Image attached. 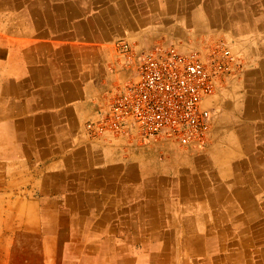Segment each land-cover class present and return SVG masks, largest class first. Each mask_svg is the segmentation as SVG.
<instances>
[{
    "label": "crops",
    "instance_id": "crops-1",
    "mask_svg": "<svg viewBox=\"0 0 264 264\" xmlns=\"http://www.w3.org/2000/svg\"><path fill=\"white\" fill-rule=\"evenodd\" d=\"M37 1L0 0V264H117L121 250L134 263L145 251L146 264H264V0L158 16L139 0ZM119 41L238 53L240 81L207 103L213 140L196 161L211 165H167L149 147L85 135L130 74Z\"/></svg>",
    "mask_w": 264,
    "mask_h": 264
},
{
    "label": "built area",
    "instance_id": "built-area-1",
    "mask_svg": "<svg viewBox=\"0 0 264 264\" xmlns=\"http://www.w3.org/2000/svg\"><path fill=\"white\" fill-rule=\"evenodd\" d=\"M116 46L130 74L111 102L85 122V135L145 147L208 145L213 121L207 103L242 72L238 53L222 42L207 53L161 45L136 51L125 41Z\"/></svg>",
    "mask_w": 264,
    "mask_h": 264
},
{
    "label": "rangeland",
    "instance_id": "rangeland-1",
    "mask_svg": "<svg viewBox=\"0 0 264 264\" xmlns=\"http://www.w3.org/2000/svg\"><path fill=\"white\" fill-rule=\"evenodd\" d=\"M190 45L192 44L187 43L185 44L184 47H189ZM216 45L217 43L213 44L212 46L214 47ZM190 48L192 47H189L187 49L190 50ZM239 77L240 76L230 79V80H226L227 82L225 81L223 83L221 89L224 87H227L228 85H230V83L235 82L237 78L239 81ZM208 147H209V144L206 145L205 147L196 148V149L184 148V147H180L178 145H173V144H156L149 148L152 149V151L156 153L155 159L158 162L161 161V162L166 163L167 165H175V164L176 165H211L208 160L203 161L201 164L199 163V161H196L199 156L198 152L204 151ZM141 252H143V254L137 257L136 263H134V259H130V257H133V255L130 254V251H123V250L115 251L114 255L111 254L110 256L114 258L117 264H146V262L144 263V260L146 261L145 258H146L147 253H144L145 251H141ZM223 254H224V251L219 253V255H223ZM107 260H108V257L106 256V260L104 264H108ZM98 262L99 261L95 257H92V258L90 257L87 263H85V261L78 262V260L75 257L73 258V264H97Z\"/></svg>",
    "mask_w": 264,
    "mask_h": 264
},
{
    "label": "bare ground",
    "instance_id": "bare-ground-1",
    "mask_svg": "<svg viewBox=\"0 0 264 264\" xmlns=\"http://www.w3.org/2000/svg\"><path fill=\"white\" fill-rule=\"evenodd\" d=\"M5 1V0H4ZM94 1H96V0H94ZM196 0H139V5H140V7H141V9L142 8H145L144 10H148V11H152V12H154V13H157V15H155V16H158V13H160V12H163V13H168V14H170L171 12H172V10H176V8L177 7H180V8H183V6L185 5V6H187L188 4H192V3H194ZM247 1V0H246ZM263 1V0H262ZM14 2V1H13ZM23 2V1H22ZM37 2H39V0L37 1ZM77 2V1H76ZM202 2V1H201ZM205 2V1H204ZM233 2V1H232ZM231 2V3H232ZM261 2V1H260ZM16 2H14V4H15ZM39 3H41V2H39ZM75 3V2H74ZM125 3V2H124ZM224 3H226V1L224 2ZM245 3H247V2H245ZM66 4V3H65ZM72 4V3H71ZM70 4V5H71ZM109 3H107V5H108ZM126 4V3H125ZM222 4V3H221ZM132 5H134V4H132ZM247 5V4H246ZM91 6V5H90ZM121 6V5H120ZM128 6V5H127ZM182 6V7H181ZM12 7V6H11ZM65 7V6H64ZM71 7V6H70ZM102 7V6H101ZM100 7V8H101ZM129 7V6H128ZM13 8V7H12ZM106 8V7H105ZM109 8V7H108ZM179 8V9H180ZM63 9V8H62ZM77 9V8H76ZM98 9V8H97ZM191 9V8H190ZM206 9V8H205ZM262 9V8H261ZM57 10V9H56ZM81 10V9H80ZM223 10V9H222ZM74 11V10H73ZM99 13H100V11H99V9L97 10ZM121 11V10H120ZM129 11V10H128ZM227 11V10H226ZM69 12H70V9H69ZM74 12H77V11H74ZM80 12H82V11H80ZM84 12H86V11H84ZM83 12V13H84ZM97 12V13H98ZM115 12H116V10H115ZM111 13V12H110ZM117 13V12H116ZM150 13V12H149ZM153 13V14H154ZM175 13H176V11H175ZM260 13H262V12H260ZM101 14V13H100ZM107 14V13H106ZM142 14H144V13H142ZM167 14V15H168ZM178 14V13H177ZM224 14V13H223ZM264 14V13H263ZM112 15H113V13H112ZM145 15V14H144ZM212 15V14H211ZM258 15V14H257ZM123 16V15H122ZM137 16H138V13H137ZM177 16V15H176ZM71 17V16H70ZM73 17H75V16H73ZM89 17V16H88ZM93 17V16H92ZM107 17V16H106ZM111 17V16H110ZM113 17H114V15H113ZM112 17V18H113ZM124 17H126V16H124ZM160 17V16H159ZM190 17V16H189ZM78 18V17H77ZM103 18V17H102ZM116 18V17H115ZM218 18V17H217ZM236 18V17H235ZM76 19V18H75ZM99 19V18H98ZM104 19V18H103ZM107 19V18H106ZM106 19H104V20H106ZM132 19V18H131ZM155 19H156V17H155ZM195 19H196V17H195ZM210 19V18H209ZM101 20V19H100ZM103 20V21H104ZM113 20V19H112ZM133 20V19H132ZM136 20V19H135ZM143 20V19H142ZM148 21H149V19H147ZM192 20V19H191ZM80 21V20H79ZM84 21V20H83ZM126 21V20H125ZM124 21V22H125ZM147 21V22H148ZM154 21V20H153ZM158 21V20H157ZM160 21V20H159ZM158 21V22H159ZM167 21V20H166ZM169 21V20H168ZM207 21V20H206ZM214 21V20H213ZM119 22H120V20H119ZM130 22V21H129ZM87 23V22H86ZM149 23V22H148ZM171 23V22H170ZM193 23V22H192ZM93 24V23H92ZM165 24V23H164ZM195 24V23H194ZM202 24V23H201ZM113 25V24H112ZM116 26H117V24H115ZM210 25V24H209ZM208 25V26H209ZM215 25V24H214ZM264 25V24H263ZM84 26V25H83ZM110 26V25H109ZM108 26V27H109ZM207 26V25H206ZM172 27V26H171ZM187 27V26H186ZM242 27V26H241ZM260 27V26H259ZM101 28V27H100ZM204 28V27H203ZM205 28H207V27H205ZM197 29V28H196ZM217 29V28H216ZM241 29V28H240ZM243 29H244V27H243ZM260 29V28H259ZM118 30V29H117ZM127 30V29H126ZM151 31V30H150ZM242 31V30H241ZM244 31V30H243ZM143 33H145V32H143ZM175 33H177V32H175ZM174 33V34H175ZM243 33H245V32H243ZM85 34V33H84ZM152 34V33H151ZM150 34V35H151ZM179 34V33H178ZM180 34H182V33H180ZM147 36V35H146ZM189 37V36H188ZM211 37V36H210ZM202 44V43H201ZM236 49H238V48H236ZM204 50V49H203ZM235 50V49H234ZM245 54V53H244ZM248 55V54H247ZM250 55V54H249ZM261 56V55H260ZM254 60V59H253ZM258 60V59H257ZM255 62V61H254ZM256 65V64H255ZM255 68V67H254ZM256 68H257V66H256ZM250 69V68H249ZM254 72V71H253ZM253 75V74H252ZM257 77V76H256ZM259 78V77H258ZM254 79V78H253ZM240 81V80H239ZM227 82V81H226ZM233 85V84H232ZM223 89V88H222ZM253 92V91H252ZM261 94V93H260ZM264 94V93H263ZM218 95V94H217ZM262 95V94H261ZM213 97V96H212ZM225 100V99H224ZM210 101V100H209ZM257 101V100H256ZM264 102V101H263ZM224 103V102H223ZM229 104H230V102H229ZM252 104H253V100H252ZM252 109V108H251ZM255 109V108H254ZM264 111V110H263ZM251 113H252V111H251ZM246 120V119H245ZM252 120V119H251ZM259 120H261V119H259ZM249 121V120H248ZM263 123V122H262ZM261 123V124H262ZM256 124V123H255ZM236 125V124H235ZM253 125V124H252ZM258 125V124H257ZM260 125V124H259ZM240 126V125H239ZM242 126V125H241ZM244 126V125H243ZM242 126V127H243ZM247 127V126H246ZM249 127V126H248ZM260 127V126H259ZM258 128V127H257ZM261 128V127H260ZM253 130V129H252ZM260 130H262V128L260 129ZM243 133V132H242ZM238 134H239V132H238ZM247 135V134H246ZM245 135V136H246ZM254 136V135H253ZM258 138V137H257ZM251 139V138H250ZM211 140H213L212 138H211ZM236 140V139H235ZM234 142V141H233ZM213 143V142H212ZM232 143V142H231ZM214 145H216V144H214ZM213 145V146H214ZM232 145V144H231ZM245 145V144H244ZM247 145V144H246ZM212 146V145H211ZM218 146V145H217ZM240 147V146H239ZM246 147V146H245ZM247 147H248V145H247ZM248 150V148H246L245 149V151H247ZM253 150V149H252ZM255 150V149H254ZM211 151V150H210ZM214 151V150H213ZM212 151V152H213ZM226 151V150H225ZM233 152V151H232ZM208 153V152H207ZM215 153V152H214ZM224 153V152H223ZM233 153H235V152H233ZM229 154H231L230 153V151H229ZM264 155V154H263ZM173 156V155H172ZM214 156V155H213ZM225 156V155H224ZM227 157H228V155H227ZM233 158H234V155L232 156ZM241 158H243V157H241ZM240 158V159H241ZM231 160V159H230ZM249 160V159H248ZM240 162V161H239ZM191 163V162H190ZM241 163H242V161H241ZM250 163V162H249ZM180 164V163H179ZM240 164V163H239ZM176 165V164H175ZM214 165V164H213ZM218 165V164H217ZM180 166H182V165H180ZM186 166V165H185ZM227 166L229 167V165H228V163H227ZM241 166H242V164H241ZM223 167H224V165H223ZM211 168V167H210ZM229 169V168H228ZM234 169V168H233ZM241 169V168H240ZM243 169V168H242ZM248 169V168H247ZM239 170V169H238ZM246 170V169H245ZM178 171V170H177ZM227 172H228V170H226ZM206 172H207V170H206ZM213 173H216V172H213ZM248 173V172H247ZM246 173V174H247ZM196 174V173H195ZM222 175H223V173H222ZM245 175V174H244ZM205 176H206V174H205ZM204 176V177H205ZM218 176H219V174H218ZM217 176V177H218ZM201 177V176H200ZM199 177V178H200ZM203 177V176H202ZM217 177H216V179H217ZM251 177V176H250ZM249 177V178H250ZM157 178V177H156ZM179 178H180V176H179ZM219 178V177H218ZM244 178V177H243ZM248 178V177H247ZM183 179V178H182ZM221 179V178H220ZM253 180V179H252ZM179 182H180V180H179ZM222 182V181H221ZM250 182V181H249ZM181 183V182H180ZM179 183V184H180ZM233 184V183H232ZM251 184V183H250ZM254 184V183H253ZM185 185V184H184ZM204 185V184H203ZM213 185V184H212ZM217 185V184H216ZM224 185V184H223ZM232 186V185H231ZM244 186V185H243ZM252 186V185H251ZM184 187V186H183ZM218 187V186H217ZM202 188V187H201ZM234 188V187H233ZM258 188V187H257ZM206 189V188H205ZM228 189V188H227ZM231 189V188H230ZM237 189V188H236ZM245 189V188H244ZM243 190V189H242ZM249 190V189H248ZM235 191V190H234ZM238 191V190H237ZM228 194V193H227ZM230 194V193H229ZM236 194V193H235ZM221 195V194H220ZM238 195V194H237ZM217 196V195H216ZM207 197V196H206ZM228 197V196H227ZM233 197V196H232ZM222 198V197H221ZM229 198V197H228ZM225 199V198H224ZM236 199V198H235ZM261 199V198H260ZM218 200H220V199H218ZM227 200V199H226ZM220 202V201H219ZM237 202V201H236ZM257 202V201H256ZM239 204V203H238ZM220 205V204H219ZM219 205H217V206H219ZM242 205H244V203L242 204ZM260 205V204H259ZM236 206V205H235ZM232 207V206H231ZM230 207V208H231ZM240 207V206H239ZM257 207V206H256ZM233 209V208H232ZM251 209H253V207L251 208ZM229 210V209H228ZM227 210V211H228ZM243 210V209H242ZM258 210V209H257ZM247 211V210H246ZM250 211V210H249ZM259 211V210H258ZM239 214V213H238ZM250 214V213H249ZM219 215V214H218ZM237 215V214H236ZM203 216V215H202ZM240 216V215H239ZM246 216H247V214H246ZM204 217V216H203ZM236 217V216H235ZM244 217V216H243ZM242 217V218H243ZM238 218V217H237ZM241 218V219H242ZM252 218V217H251ZM162 219V218H161ZM204 219V218H203ZM218 219V218H217ZM258 219V218H257ZM107 220V219H106ZM260 220H262V219H260ZM105 221V220H104ZM251 221V220H250ZM206 222V221H205ZM204 222V223H205ZM232 222V221H231ZM199 223V222H198ZM197 223V225H199ZM201 223V222H200ZM261 223V222H260ZM202 224V223H201ZM200 224V225H201ZM210 224V223H209ZM213 224H214V222H213ZM258 224H259V222H258ZM262 224V223H261ZM260 224V225H261ZM156 225V224H155ZM195 225V224H194ZM216 226V225H215ZM255 225H253V227H254ZM252 227V228H253ZM260 227V226H259ZM196 228V227H195ZM249 228H250V226H249ZM257 228V227H256ZM262 228V227H261ZM196 230V229H195ZM254 230V229H253ZM189 231V230H188ZM187 231V232H188ZM259 232H260V230H259ZM160 234V233H159ZM254 234V233H253ZM168 236V235H167ZM162 237V236H161ZM164 237V236H163ZM241 237H243V236H241ZM244 238V237H243ZM168 239H169V237H168ZM189 239V238H188ZM191 239V238H190ZM191 240H193V239H191ZM177 241V240H176ZM193 242H194V240H193ZM177 243V242H176ZM182 243V242H181ZM191 243H192V241H191ZM197 243V242H196ZM195 243V244H196ZM264 244V243H263ZM193 245V244H192ZM199 247V246H198ZM202 247V246H201ZM194 248V247H193ZM200 248V247H199ZM195 250V249H194ZM199 251H200V249H199ZM231 253V252H230ZM164 255H165V253H164ZM195 255V254H194ZM227 255V254H226ZM167 257V256H166ZM195 257V256H194ZM230 257H232V256H230ZM263 257V256H262ZM231 260V259H230ZM244 260V259H243ZM262 260V259H261ZM263 264V263H262Z\"/></svg>",
    "mask_w": 264,
    "mask_h": 264
}]
</instances>
